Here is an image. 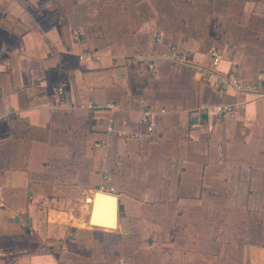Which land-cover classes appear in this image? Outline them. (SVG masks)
<instances>
[{
    "label": "crops",
    "instance_id": "0c3cea01",
    "mask_svg": "<svg viewBox=\"0 0 264 264\" xmlns=\"http://www.w3.org/2000/svg\"><path fill=\"white\" fill-rule=\"evenodd\" d=\"M231 74L264 85V0H0V264H264V99Z\"/></svg>",
    "mask_w": 264,
    "mask_h": 264
},
{
    "label": "built area",
    "instance_id": "2783aa9c",
    "mask_svg": "<svg viewBox=\"0 0 264 264\" xmlns=\"http://www.w3.org/2000/svg\"><path fill=\"white\" fill-rule=\"evenodd\" d=\"M210 56L213 59V65H217L222 56L221 53L218 50H211ZM167 58L171 60L172 62L181 63L185 65H191V59L190 54L187 50H180L177 48H172ZM197 71L203 75L206 76L207 71L202 66L197 67ZM215 88L220 93H225L226 91L230 89H235L243 92H247L251 94L255 99H264V85L259 86L257 84H244L241 82L239 78H237L235 75L231 74L227 77H220L216 83ZM65 88L63 86L59 87V92L62 94L64 93ZM90 108H93L92 105H89ZM109 108H114L115 105L109 104ZM214 113L218 116H226L230 114H235L237 112L235 106L233 105H222V106H215V107H209V108H196L189 112V116L191 119V128L197 129L202 126L203 116L208 113ZM142 123L146 126L147 132L151 133L153 132V125H152V112L150 110H145L142 113ZM116 131L114 122L112 121L110 125L108 126V132L113 133ZM120 136L123 137H134L141 139L143 137L142 133H128L125 131L118 132ZM106 179L104 178V182L100 185L99 191L109 193V194H115L116 189L108 184H106ZM6 205L5 202L0 199V211L5 209Z\"/></svg>",
    "mask_w": 264,
    "mask_h": 264
},
{
    "label": "water",
    "instance_id": "95a60500",
    "mask_svg": "<svg viewBox=\"0 0 264 264\" xmlns=\"http://www.w3.org/2000/svg\"><path fill=\"white\" fill-rule=\"evenodd\" d=\"M107 206L106 219L107 222H102L101 211L102 206ZM118 197L105 192H96L94 198V208L92 213L91 223L94 225H107L110 228H116L118 219Z\"/></svg>",
    "mask_w": 264,
    "mask_h": 264
}]
</instances>
